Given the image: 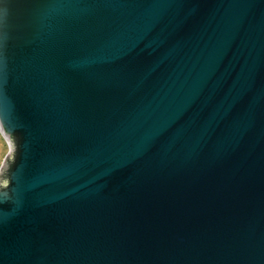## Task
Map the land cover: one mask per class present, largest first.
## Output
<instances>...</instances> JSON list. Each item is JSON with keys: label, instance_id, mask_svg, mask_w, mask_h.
<instances>
[{"label": "water", "instance_id": "95a60500", "mask_svg": "<svg viewBox=\"0 0 264 264\" xmlns=\"http://www.w3.org/2000/svg\"><path fill=\"white\" fill-rule=\"evenodd\" d=\"M0 264H264V0H0Z\"/></svg>", "mask_w": 264, "mask_h": 264}, {"label": "rangeland", "instance_id": "374dc122", "mask_svg": "<svg viewBox=\"0 0 264 264\" xmlns=\"http://www.w3.org/2000/svg\"><path fill=\"white\" fill-rule=\"evenodd\" d=\"M6 152V143L3 137L0 135V161Z\"/></svg>", "mask_w": 264, "mask_h": 264}]
</instances>
